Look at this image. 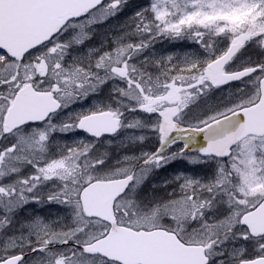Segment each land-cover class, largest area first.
<instances>
[{
    "label": "snow or ice",
    "instance_id": "obj_1",
    "mask_svg": "<svg viewBox=\"0 0 264 264\" xmlns=\"http://www.w3.org/2000/svg\"><path fill=\"white\" fill-rule=\"evenodd\" d=\"M137 8L0 0V264H264V0Z\"/></svg>",
    "mask_w": 264,
    "mask_h": 264
},
{
    "label": "rangeland",
    "instance_id": "obj_2",
    "mask_svg": "<svg viewBox=\"0 0 264 264\" xmlns=\"http://www.w3.org/2000/svg\"><path fill=\"white\" fill-rule=\"evenodd\" d=\"M147 0H129V10H126V12L119 16L115 20H111L108 23L102 25L98 31L101 33V35L105 32V30L109 29L110 27H117L119 24H122L128 16L132 15V12L135 10H138L137 6H143ZM101 37H97V42L99 41ZM186 43L187 41L184 40H178V41H171V40H164L161 41L159 44L154 46V48L149 50V55L152 53H155L157 57H167L169 55H174V54H180L183 55L185 52L191 51L192 48L188 49ZM91 103V100H89L87 103L84 104V107H87ZM139 134V133H138ZM146 135H151L150 133H146ZM77 136L73 135H68V136H63V135H57L54 140L59 141L61 143L67 141L71 142L72 140L76 139ZM190 167H195V166H190ZM199 171V169H198Z\"/></svg>",
    "mask_w": 264,
    "mask_h": 264
},
{
    "label": "flooded vegetation",
    "instance_id": "obj_3",
    "mask_svg": "<svg viewBox=\"0 0 264 264\" xmlns=\"http://www.w3.org/2000/svg\"><path fill=\"white\" fill-rule=\"evenodd\" d=\"M188 49H190V46L188 43H186ZM79 136H83L85 134L83 133H78ZM119 139V138H118ZM152 145V140L148 139L145 142V147H150ZM186 166V161H175L173 162L170 166L162 169L161 171H159L158 174H156L155 178L153 179V183H162L164 178H166L167 176H169L171 173H173L174 169H181L183 167ZM190 167V166H189ZM198 170V168H197ZM44 191H47V189H44ZM36 210V214L38 215H42V216H47L49 219H54L55 216L57 214H63L62 210L57 208L56 206H41L38 204H33L31 206H29L26 210H25V214L27 213H31L33 210Z\"/></svg>",
    "mask_w": 264,
    "mask_h": 264
},
{
    "label": "trees",
    "instance_id": "obj_4",
    "mask_svg": "<svg viewBox=\"0 0 264 264\" xmlns=\"http://www.w3.org/2000/svg\"><path fill=\"white\" fill-rule=\"evenodd\" d=\"M160 42H161V41H158V42L156 43V45L159 44ZM156 45H155V46H156Z\"/></svg>",
    "mask_w": 264,
    "mask_h": 264
}]
</instances>
